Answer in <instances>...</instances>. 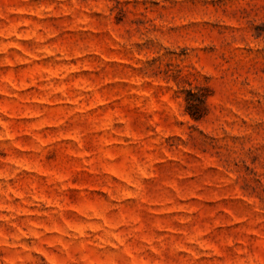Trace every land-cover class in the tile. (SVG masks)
Segmentation results:
<instances>
[{
    "label": "rangeland",
    "instance_id": "374dc122",
    "mask_svg": "<svg viewBox=\"0 0 264 264\" xmlns=\"http://www.w3.org/2000/svg\"><path fill=\"white\" fill-rule=\"evenodd\" d=\"M0 264H264V0H0Z\"/></svg>",
    "mask_w": 264,
    "mask_h": 264
}]
</instances>
